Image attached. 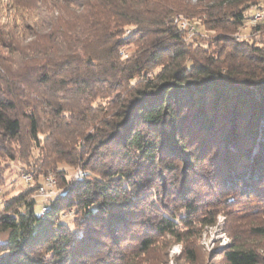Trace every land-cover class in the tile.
<instances>
[{
  "label": "trees",
  "instance_id": "trees-1",
  "mask_svg": "<svg viewBox=\"0 0 264 264\" xmlns=\"http://www.w3.org/2000/svg\"><path fill=\"white\" fill-rule=\"evenodd\" d=\"M43 2L48 16L8 50L19 59L0 80V168L32 159L30 185L0 214V264H130L189 229L192 180L224 201L264 194V0ZM77 167L84 176L68 177ZM50 172L62 188L41 215ZM69 209L74 228L60 219ZM254 238L233 237L225 262L264 264Z\"/></svg>",
  "mask_w": 264,
  "mask_h": 264
},
{
  "label": "rangeland",
  "instance_id": "rangeland-1",
  "mask_svg": "<svg viewBox=\"0 0 264 264\" xmlns=\"http://www.w3.org/2000/svg\"><path fill=\"white\" fill-rule=\"evenodd\" d=\"M43 3V0H0V80L6 74L9 75L18 58L8 50L19 46L27 39L30 32L35 30L33 23L42 21L48 16ZM254 22L256 21L253 19L252 22H246L235 34L236 38L250 40V25ZM185 25L187 39H191L195 34L193 29L195 24L192 23L193 26H189L185 22ZM197 30L202 32L201 38L205 42L214 35V33L205 34L200 26ZM10 35L13 39L10 38ZM255 35L264 38V33ZM8 37L11 43L6 41ZM132 49L133 46L125 48L122 56L125 57ZM258 146L256 144L253 151L257 152ZM28 161H32V159L22 161L16 158L6 162L0 168V171H3V175L0 177V214L5 213L4 202L7 199L21 193L29 186L21 177L24 169L28 168ZM77 169L80 168L68 169V177L71 176L72 179H75L74 174ZM57 181L59 186L56 187V193L62 188L60 179ZM192 183L188 185L187 195L193 200H198L200 204L198 213L192 216V224L189 229L185 230L182 225H179L180 235L158 236L154 246L145 254L136 256L135 252L130 253L128 255L130 264H227L221 252L236 241L233 240V237H241V242L247 241L248 243L256 241L254 237H264V232L261 231L264 229V194L251 196L241 195L237 192H225L223 195L228 197V201H224L223 196L218 197L216 190L208 189L202 184L198 185L196 181L195 184L194 180ZM176 201L173 198L170 199L171 207H175L173 202ZM41 203L42 199L37 195L36 210L41 211ZM12 211L14 209L8 210L7 213L10 214ZM60 219L65 221L69 227L74 228L73 210L62 212ZM211 220L215 221L213 225L206 224ZM176 237H183V241L176 242ZM8 238V231L1 232L0 244L5 243ZM262 245L259 244L261 249H264V241ZM189 250L193 251L195 260L190 259Z\"/></svg>",
  "mask_w": 264,
  "mask_h": 264
},
{
  "label": "built area",
  "instance_id": "built-area-1",
  "mask_svg": "<svg viewBox=\"0 0 264 264\" xmlns=\"http://www.w3.org/2000/svg\"><path fill=\"white\" fill-rule=\"evenodd\" d=\"M262 18V14L260 12H256L253 18V21H257L260 20ZM180 27L185 28V22H179L178 23ZM188 25V23H187ZM127 56V54H126ZM75 179L79 180L84 176V172L81 169H77L75 171ZM22 179L28 184L30 185L31 183V175L28 173H23L22 174ZM56 186H57V180L54 174L51 173H47L45 175H43V183L42 185H40L38 187V191H37V195L38 197H40L42 199V203H41V215L44 211V207L46 205H49V202L51 201V199L55 196V192H56Z\"/></svg>",
  "mask_w": 264,
  "mask_h": 264
},
{
  "label": "bare ground",
  "instance_id": "bare-ground-1",
  "mask_svg": "<svg viewBox=\"0 0 264 264\" xmlns=\"http://www.w3.org/2000/svg\"><path fill=\"white\" fill-rule=\"evenodd\" d=\"M185 20H182L181 22H184ZM179 22V21H178ZM186 22V21H185ZM55 194H56V192H55ZM47 209V206H45L44 207V210H46Z\"/></svg>",
  "mask_w": 264,
  "mask_h": 264
}]
</instances>
